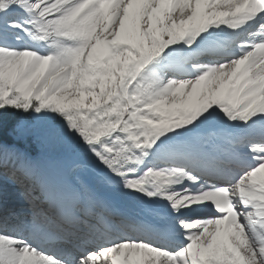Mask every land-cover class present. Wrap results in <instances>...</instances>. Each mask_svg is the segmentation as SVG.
Returning <instances> with one entry per match:
<instances>
[{
    "label": "snow or ice",
    "instance_id": "obj_1",
    "mask_svg": "<svg viewBox=\"0 0 264 264\" xmlns=\"http://www.w3.org/2000/svg\"><path fill=\"white\" fill-rule=\"evenodd\" d=\"M0 264H264V0H0Z\"/></svg>",
    "mask_w": 264,
    "mask_h": 264
}]
</instances>
